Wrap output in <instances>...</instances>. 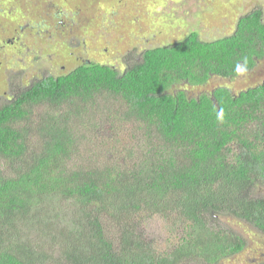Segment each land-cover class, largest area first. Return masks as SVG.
<instances>
[{"label":"trees","instance_id":"trees-1","mask_svg":"<svg viewBox=\"0 0 264 264\" xmlns=\"http://www.w3.org/2000/svg\"><path fill=\"white\" fill-rule=\"evenodd\" d=\"M127 56L116 67L78 54L31 81L28 62L10 76L12 96L0 99V264H220L245 242L214 217L264 235V80L237 94L186 90L264 59L262 11L240 16L227 37L190 32ZM109 100L139 144L124 161L71 164L82 148L75 121L90 125ZM152 217L166 223L168 248L143 241Z\"/></svg>","mask_w":264,"mask_h":264},{"label":"rangeland","instance_id":"rangeland-1","mask_svg":"<svg viewBox=\"0 0 264 264\" xmlns=\"http://www.w3.org/2000/svg\"><path fill=\"white\" fill-rule=\"evenodd\" d=\"M255 8L262 11L264 22V0H0V99L12 96L10 76L28 62L32 64L22 69L29 81L45 72L58 74L61 65L78 54L88 61L118 67L129 52L139 54L190 32L206 42L227 37L237 19ZM34 57L41 59L35 62ZM263 80L264 59L235 79H214L204 87L186 90L193 98L215 87L237 94ZM118 106L112 100L99 102V112L94 113L90 125L75 121L82 148L71 164L113 163L114 154L119 155L118 160H127L131 144L139 141L133 138L134 129L124 122ZM144 145L142 160L147 154ZM257 194L264 197V188ZM213 221L245 242L241 253L220 264L264 263L263 234L232 218L214 217ZM165 224L159 217L143 222L139 230L143 241L154 248H168Z\"/></svg>","mask_w":264,"mask_h":264},{"label":"clouds","instance_id":"clouds-1","mask_svg":"<svg viewBox=\"0 0 264 264\" xmlns=\"http://www.w3.org/2000/svg\"><path fill=\"white\" fill-rule=\"evenodd\" d=\"M237 71H238V72L241 71V67H240V65H237ZM222 117H223V110H220V111L217 113V118H218V119H222Z\"/></svg>","mask_w":264,"mask_h":264},{"label":"flooded vegetation","instance_id":"flooded-vegetation-1","mask_svg":"<svg viewBox=\"0 0 264 264\" xmlns=\"http://www.w3.org/2000/svg\"><path fill=\"white\" fill-rule=\"evenodd\" d=\"M246 225H248V224H246ZM248 226H250V225H248Z\"/></svg>","mask_w":264,"mask_h":264}]
</instances>
